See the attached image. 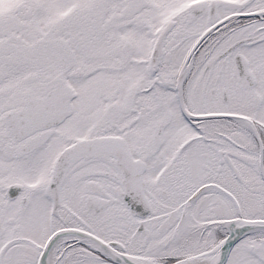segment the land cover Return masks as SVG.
Instances as JSON below:
<instances>
[{"label":"snow or ice","instance_id":"obj_1","mask_svg":"<svg viewBox=\"0 0 264 264\" xmlns=\"http://www.w3.org/2000/svg\"><path fill=\"white\" fill-rule=\"evenodd\" d=\"M0 264H264V0H0Z\"/></svg>","mask_w":264,"mask_h":264}]
</instances>
